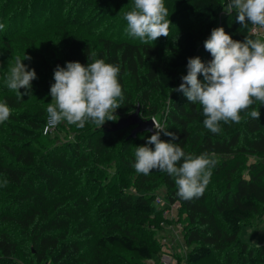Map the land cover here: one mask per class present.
Wrapping results in <instances>:
<instances>
[{
    "label": "trees",
    "instance_id": "1",
    "mask_svg": "<svg viewBox=\"0 0 264 264\" xmlns=\"http://www.w3.org/2000/svg\"><path fill=\"white\" fill-rule=\"evenodd\" d=\"M89 1L0 0V45H10L14 62L20 57L35 70L33 91L51 97L53 69L65 61L85 64L89 55L118 64L125 93L119 114L136 106L133 81L144 105L141 117L158 115L186 152H209L216 165L204 193L182 200L166 173L138 174L131 166L149 130L132 135L135 125L108 130L86 122L74 138L59 141L60 123L53 134H43V103L15 111L0 141L6 152L0 208H9L0 209V264H150L163 249L165 218L155 202L161 194L178 204L183 223L187 250L176 255L178 264H216L222 257L226 264H264V244L238 236L243 224L264 215V104L258 120L242 114L239 123L221 122V131L211 133L201 122V106L172 90L189 56L211 58L203 41L213 27L239 40L247 29L224 11L222 0H172L176 18H168V36L142 42L116 31L93 32L96 16L82 18ZM160 138L171 139L163 131Z\"/></svg>",
    "mask_w": 264,
    "mask_h": 264
},
{
    "label": "clouds",
    "instance_id": "2",
    "mask_svg": "<svg viewBox=\"0 0 264 264\" xmlns=\"http://www.w3.org/2000/svg\"><path fill=\"white\" fill-rule=\"evenodd\" d=\"M225 12L241 29H247L243 40L234 39L223 26L213 27L203 46L210 53L207 61L199 55L189 56L186 73L174 91L182 93L190 103L201 106L203 127L211 133L221 131V122L239 123L242 114L253 120L260 116L258 106L264 104V0H222ZM169 13L165 0H133L131 10L123 14L126 32L140 41H155L169 34ZM95 55V54H93ZM26 58V57H23ZM120 66L103 58L65 61L53 69L49 87L51 102L46 112L51 124L66 122L83 128L86 122L97 128L106 120H116L115 110L125 104V93L118 79ZM202 74V78H198ZM36 72L22 58L3 74V84L16 91L18 100L31 94ZM23 87V93L19 89ZM11 107L0 100V124L10 118ZM155 131L146 143L137 145L131 166L138 174L151 170L166 173L182 200L199 198L211 178L216 159L209 152L198 155L186 152L176 133L151 117ZM171 139H161V132ZM6 183L0 181V186Z\"/></svg>",
    "mask_w": 264,
    "mask_h": 264
},
{
    "label": "rangeland",
    "instance_id": "3",
    "mask_svg": "<svg viewBox=\"0 0 264 264\" xmlns=\"http://www.w3.org/2000/svg\"><path fill=\"white\" fill-rule=\"evenodd\" d=\"M87 5L88 6L85 11L86 14H84L82 18H85L86 15L96 16L95 20L92 23H90V25L92 26L93 32L94 30H96V31H101L104 34L110 35L112 31L113 32L116 31L117 33H120L122 36L126 34V36L131 37L126 32V21L123 18V14L126 11L131 10V8L133 7V0H94L93 2L89 1ZM165 5L169 13L168 18L169 19L176 18L175 16L176 11L175 9H172V0H165ZM159 37H157L156 40ZM136 39H139V38L136 37ZM10 52H11L10 45L8 46L6 44L0 45V100H3V97L7 96L8 101L10 99H13V101H15V100H18L16 97V91L8 89L2 82L3 74L7 72V70L14 64V57L11 55ZM131 84L133 85V91H132L133 98L136 101V106L134 110H132L127 115L126 114L120 115L119 114L120 110L117 108L115 110V113L118 115V119L106 120L100 127H104L108 130H114L117 128L119 123H124L127 120H129L131 115L134 114L135 112H137L141 116V112L144 111V105L141 99L139 98V91L136 90L135 83L131 81ZM19 91L23 93V87H21ZM18 101L20 102V105L16 107L9 104V106L11 107L10 116L12 113H15V111L20 112L19 111L20 109H24V108L35 109L41 106L42 103L44 104L43 106H47V104L51 102V97H48L47 95L41 96V94L35 93L32 87L31 94L30 95L24 94L22 96V99ZM152 102H153V99L150 100V103ZM166 105L167 106L169 105L168 101L166 103L163 102L160 108V112H163V109ZM44 108L46 110V107ZM156 118L159 120L158 115L156 116ZM60 125L63 129H61V131L59 129L58 137H57L59 141H68L71 138H74V136H76L77 133H79L83 129V128H77L74 124H67L66 122H61ZM131 132H132L131 134L133 135V129ZM7 137L8 135H7V132L5 131V122H4L3 124H0V141L5 140ZM5 158H6V152L0 145V161H5L4 160ZM2 204L4 203L2 200H0V205ZM6 206L4 205L0 209L4 211H8L9 208ZM176 207L178 208V206ZM174 212L176 214V217H178V220H180L179 219L180 214L178 210L175 209ZM175 225L176 224L173 223V226ZM254 225L243 224L238 232L239 238L243 241L248 242L249 244H264V215L262 219L255 218ZM167 231H168V236L170 237L174 236L175 232L172 228H168L167 230L166 228H164L163 231L161 229L160 234L161 233L167 234ZM182 234H183V228H182ZM176 244H180L182 246V250L184 249V252L187 250V245L185 244L183 236L181 240L178 241ZM219 259H220L219 263H216V264H226L224 261L225 260L224 257L219 258ZM148 262L150 264H163L161 261V252L160 254H154V256L148 260Z\"/></svg>",
    "mask_w": 264,
    "mask_h": 264
},
{
    "label": "built area",
    "instance_id": "4",
    "mask_svg": "<svg viewBox=\"0 0 264 264\" xmlns=\"http://www.w3.org/2000/svg\"><path fill=\"white\" fill-rule=\"evenodd\" d=\"M56 128L57 124H51L49 118L47 117V121L43 128V134H53L56 131ZM155 202L163 210L162 215L165 220L161 222V225L166 228V230L168 228H172L175 232L172 237L168 236V231L167 234L163 233L161 236V242L163 244L161 261L163 264H178L176 255L184 257L186 252H184V249L182 250V246L180 244H176L183 236V224L180 220H178V217H176L174 212L178 204L170 203L168 199L161 195H157ZM167 218H170L171 220L166 221ZM173 223L176 225L173 226Z\"/></svg>",
    "mask_w": 264,
    "mask_h": 264
},
{
    "label": "water",
    "instance_id": "5",
    "mask_svg": "<svg viewBox=\"0 0 264 264\" xmlns=\"http://www.w3.org/2000/svg\"><path fill=\"white\" fill-rule=\"evenodd\" d=\"M128 125H135L133 134L137 131L149 130L150 132L155 131L153 128V121L150 119H143L137 112L131 115L130 119L124 123H119L118 127H124Z\"/></svg>",
    "mask_w": 264,
    "mask_h": 264
}]
</instances>
